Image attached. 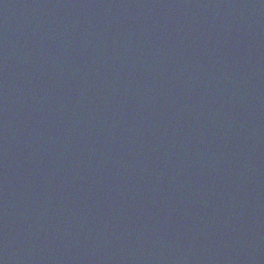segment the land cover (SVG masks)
<instances>
[{"label":"water","instance_id":"95a60500","mask_svg":"<svg viewBox=\"0 0 264 264\" xmlns=\"http://www.w3.org/2000/svg\"><path fill=\"white\" fill-rule=\"evenodd\" d=\"M0 264H264V0H0Z\"/></svg>","mask_w":264,"mask_h":264}]
</instances>
